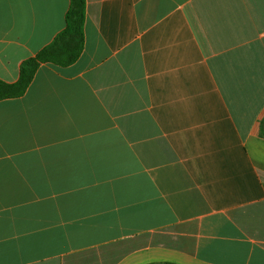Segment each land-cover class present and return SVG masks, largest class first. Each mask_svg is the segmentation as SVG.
<instances>
[{
    "label": "crops",
    "instance_id": "crops-1",
    "mask_svg": "<svg viewBox=\"0 0 264 264\" xmlns=\"http://www.w3.org/2000/svg\"><path fill=\"white\" fill-rule=\"evenodd\" d=\"M70 0H0V80ZM84 46L0 101V264H264V0H86Z\"/></svg>",
    "mask_w": 264,
    "mask_h": 264
},
{
    "label": "trees",
    "instance_id": "trees-1",
    "mask_svg": "<svg viewBox=\"0 0 264 264\" xmlns=\"http://www.w3.org/2000/svg\"><path fill=\"white\" fill-rule=\"evenodd\" d=\"M85 2L86 0H70L65 15V28L50 44L21 63L16 82L7 83L0 80V101L22 96L41 64L51 63L66 67L78 59L84 46Z\"/></svg>",
    "mask_w": 264,
    "mask_h": 264
}]
</instances>
